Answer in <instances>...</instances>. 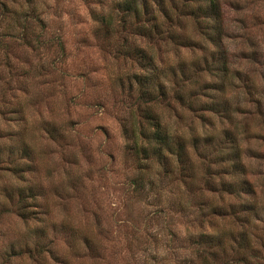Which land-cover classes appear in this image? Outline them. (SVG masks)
Segmentation results:
<instances>
[{"label": "rangeland", "instance_id": "374dc122", "mask_svg": "<svg viewBox=\"0 0 264 264\" xmlns=\"http://www.w3.org/2000/svg\"><path fill=\"white\" fill-rule=\"evenodd\" d=\"M119 1L0 0V264H264V0H218L223 49L198 2L149 37ZM146 111L182 162L133 150Z\"/></svg>", "mask_w": 264, "mask_h": 264}, {"label": "trees", "instance_id": "16d2710c", "mask_svg": "<svg viewBox=\"0 0 264 264\" xmlns=\"http://www.w3.org/2000/svg\"><path fill=\"white\" fill-rule=\"evenodd\" d=\"M197 3V6L193 7L187 14L194 16L195 18H200V25L206 23L202 26L203 35L207 40H210L216 49H223L221 46V41L223 40V34L217 29V26L222 22V15L220 12L219 1L218 0H192ZM202 2V3H200ZM168 4V5H167ZM173 0H122L118 2V7L122 9L128 15H133L134 17H139L144 15L145 18L150 22V27L141 28L142 34H147L149 37L155 33L161 36L163 29H161V21L163 19L169 18V14L175 9ZM172 7V8H170ZM164 21V20H163ZM162 21V23H163ZM212 23V25L208 24ZM215 23V24H214ZM108 28L111 29V23H107ZM154 31V32H153ZM186 41V40H185ZM181 44V43H180ZM188 45L185 43V46ZM130 55L134 56V61H137L139 67L144 70V73L135 75L137 83H139V98L143 101L155 102L158 99L156 95H163L165 92L162 87V83L159 81L158 77L160 71L157 67L154 55L150 52L143 50L138 45H131L127 47ZM224 56V51L220 53ZM207 65V64H206ZM208 68V65H207ZM223 74L226 73L227 66L225 61L222 62L219 67H214ZM179 100H183L182 96H178ZM217 105L212 104L210 108H217ZM146 116L144 118L148 122L150 129H145L140 126L138 132L133 134L132 148L136 152H141L143 154L150 153L156 157L163 158L164 152L169 151L177 154L178 160L181 162L184 160V146L181 143L172 142L169 134L162 128L161 124L157 118L150 111H146ZM137 138H141L147 144L138 143ZM150 146V147H148Z\"/></svg>", "mask_w": 264, "mask_h": 264}]
</instances>
